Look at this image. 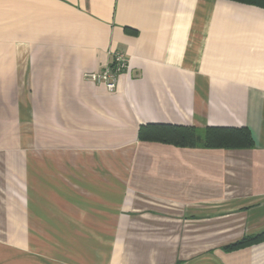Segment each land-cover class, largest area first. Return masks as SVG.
I'll return each instance as SVG.
<instances>
[{"label":"crops","instance_id":"crops-1","mask_svg":"<svg viewBox=\"0 0 264 264\" xmlns=\"http://www.w3.org/2000/svg\"><path fill=\"white\" fill-rule=\"evenodd\" d=\"M121 51L117 87L85 79ZM245 128L238 148L142 125ZM264 6L0 0V264H264Z\"/></svg>","mask_w":264,"mask_h":264},{"label":"trees","instance_id":"trees-1","mask_svg":"<svg viewBox=\"0 0 264 264\" xmlns=\"http://www.w3.org/2000/svg\"><path fill=\"white\" fill-rule=\"evenodd\" d=\"M242 1V0H241ZM254 4L264 6V0H244ZM140 138L147 135L153 136L163 142H169L180 146L199 147H223L238 148L250 145L253 141L250 132L245 128L235 127H208L198 130L193 127L171 125V124H151L142 125L139 131ZM264 240V232L259 234L246 235L236 242L224 246L225 250H236Z\"/></svg>","mask_w":264,"mask_h":264},{"label":"built area","instance_id":"built-area-1","mask_svg":"<svg viewBox=\"0 0 264 264\" xmlns=\"http://www.w3.org/2000/svg\"><path fill=\"white\" fill-rule=\"evenodd\" d=\"M127 67L128 60L125 54L121 51H115L112 53L111 61L101 70L86 72L84 77L91 82L103 83L110 91H113L117 87L119 74Z\"/></svg>","mask_w":264,"mask_h":264}]
</instances>
